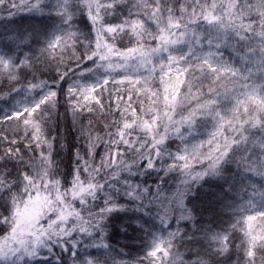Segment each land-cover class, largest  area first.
Segmentation results:
<instances>
[{
  "label": "snow or ice",
  "instance_id": "obj_1",
  "mask_svg": "<svg viewBox=\"0 0 264 264\" xmlns=\"http://www.w3.org/2000/svg\"><path fill=\"white\" fill-rule=\"evenodd\" d=\"M0 10L29 21L0 31V123L15 125L0 132V264H264V0ZM141 238L123 260L120 240Z\"/></svg>",
  "mask_w": 264,
  "mask_h": 264
},
{
  "label": "trees",
  "instance_id": "obj_2",
  "mask_svg": "<svg viewBox=\"0 0 264 264\" xmlns=\"http://www.w3.org/2000/svg\"><path fill=\"white\" fill-rule=\"evenodd\" d=\"M25 14L20 13L15 17L16 20V24H10L8 22V18L6 16V13L2 10H0V31H3L5 27L7 28H14L16 27L17 24L20 23H28L29 21L25 18V19H21L22 16H24ZM77 23L79 24V27L81 29V31H89L90 30V25L88 27H85V25H87V20L86 17L83 21L80 20L79 17H77ZM55 74V73H53ZM44 79H47V75H45V77H43ZM67 87V85H65V88ZM111 87V85L109 86ZM9 89L7 86H3L0 85V93H6L8 92ZM105 103L107 104L108 102V98H107V94H105ZM7 104L8 101L6 100H0V109L2 110H6L7 109ZM2 114V113H0ZM57 121H58V129L59 131L63 134L60 139L63 140H67L68 141V145L61 150V157H58V159H63L65 164H69V158H68V146H70L74 141H73V137L71 135H67L68 130H70L71 128V123H72V117L70 115V113L67 111V104L65 102V98L63 95L60 96V105L58 107V117H57ZM8 129L9 131V135L11 136V130L13 128H15V125L11 122H8L7 124L5 123H0V132L4 131L5 129ZM174 146V145H173ZM59 147V145H58ZM252 181H254L256 183V187L257 189L260 188L261 184L264 183L262 182L258 177H252ZM251 191V189L249 190V192ZM241 196H246V194L241 193ZM196 206H197V215L199 216V212L202 210V205L200 204V202L197 200L195 201ZM261 198L259 196H256L254 198V204L256 209H260L261 207ZM209 217L208 214L205 213V220L206 222L208 221ZM235 218L231 216V213L228 210H225L223 213L219 214L216 216V218L212 221V223L219 225V226H224L227 227L228 224L234 220ZM257 222H254V224ZM175 224L173 223V228H175ZM164 235L166 236L167 233L165 232ZM242 237V233L237 230L234 234V244H233V250H232V259L234 260L236 257V248H235V244H238L240 242V238ZM120 244H127L128 246L124 249V253L125 255L122 257L123 260L125 261H133L135 260L138 256L143 255L145 252V248H144V240L141 239H136V240H120ZM117 249L119 250V244L116 245ZM181 252H184V249L181 248L180 249ZM161 255L162 254H158ZM145 264H147V262H145ZM229 264H231V262H229Z\"/></svg>",
  "mask_w": 264,
  "mask_h": 264
}]
</instances>
